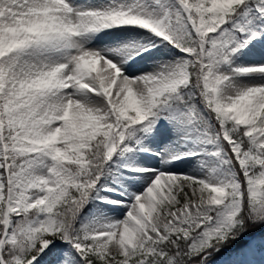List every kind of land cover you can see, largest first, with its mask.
Masks as SVG:
<instances>
[{"label": "snow or ice", "instance_id": "snow-or-ice-1", "mask_svg": "<svg viewBox=\"0 0 264 264\" xmlns=\"http://www.w3.org/2000/svg\"><path fill=\"white\" fill-rule=\"evenodd\" d=\"M0 264H264V0H0Z\"/></svg>", "mask_w": 264, "mask_h": 264}]
</instances>
